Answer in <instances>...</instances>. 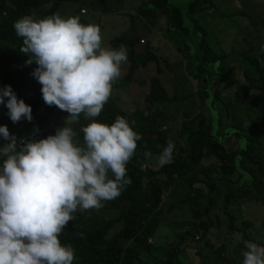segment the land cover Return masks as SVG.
Wrapping results in <instances>:
<instances>
[{"label":"trees","instance_id":"obj_1","mask_svg":"<svg viewBox=\"0 0 264 264\" xmlns=\"http://www.w3.org/2000/svg\"><path fill=\"white\" fill-rule=\"evenodd\" d=\"M78 1L60 0L61 3L77 5L75 9L80 13L84 3L79 4ZM98 1L105 3V0ZM151 2H157L156 9L168 11L170 25L174 24L176 28L183 27L184 19L180 18L179 11L169 5L167 0H149V3L144 5L147 6ZM204 2L210 3L208 0ZM41 5V0H0V89L11 85L17 98L23 99L32 109L31 121L22 119L18 123H13L8 116L7 98L5 103L0 104V125L7 126L9 133L15 136L18 147L26 140L54 135L58 128L66 126L68 116V113L57 107H50L44 103L41 85L31 75L37 65L35 63L27 65L22 61L24 56L29 59V55L20 52L22 38L16 35L13 27L18 18L32 15L34 11H39ZM69 8L73 9L71 6ZM140 11L144 13V16L148 14L143 6ZM47 14L51 13L44 15ZM190 14H194V10L187 12L188 19H191ZM192 21L202 33H205L203 27L195 20ZM255 23L259 36L258 26L262 22ZM125 37L117 36L114 41H110L111 49H116L120 40H124ZM137 43L141 45L139 38L133 36L128 38L127 44L135 56L134 49ZM204 44V42L201 43L200 49H203ZM141 46L144 47V44ZM262 46L258 50H256L258 47H252L250 54L245 53V62L250 71L245 69L244 81L236 78V69L231 76L227 71L222 77V82L231 79L228 83L234 86L232 90L234 96L228 103L222 101L218 88L213 89L214 97L224 104L221 109L220 105L214 102L218 120L214 115L213 123L210 121L199 126L200 123L193 124L192 121L197 119L201 121L205 118L203 114H197L192 118L184 117V121L179 123L180 137L184 139L183 147L180 146L175 159L157 168L146 165L148 157L145 153L150 151L152 155L160 154L171 139L167 131L163 130V127L167 125L165 122H170L175 117L172 112L167 113L156 105L172 104L177 99L175 90L178 83L173 70H169V63L161 58L156 47H151L152 51L148 48L143 49L148 56L145 55L141 64L131 61L132 64L123 77H120L123 80H129V84L123 86L114 83L110 98L101 114L95 118L99 122L111 125L117 116H122L127 119L133 130L143 137L137 142L136 152L126 166L127 177L131 179V184L125 186L117 198L103 201V207L99 210L77 211L73 214L74 219L67 224L58 237L62 245L71 246L74 250L73 264H240L243 262L241 251L245 249L246 241L264 246V232L259 231L260 227L264 231V219L259 225L255 224L253 220L243 217L244 208H241L246 204L264 206V199L251 191L253 187H262L264 184V51H261ZM132 54L127 56L129 60H132ZM150 61H155L157 69L150 78L144 79L139 74V70ZM14 64H20L19 70L14 67ZM200 73L204 74L200 71L196 78H200ZM204 81L208 82L207 78H204ZM131 82H135V85H131ZM126 87L134 89L127 94L133 95L131 99L140 100L146 112L139 109L130 112L123 99L115 95L117 89ZM140 121L145 127L137 125ZM226 122L229 123L227 126H225ZM87 123L89 120L81 114L79 123L68 125L77 132L75 139L80 144L83 143V133L80 129ZM243 141L245 146H242ZM5 142L0 137V145ZM186 174L189 175L187 179L189 183L198 188L197 197L190 198L196 207L194 219L188 224H191L190 229L196 226L203 230L200 233L201 239H206L207 248L204 250L209 249L210 252L205 253L202 247L193 244L194 254L199 259L197 262L192 260L190 263L184 261L186 258H183L182 254L187 249H184L185 242L193 239L195 243L200 238H196L199 231L193 234L187 230L179 237L176 247H165L164 256L157 259L160 248L155 243L149 242V239H153L157 233L159 217L164 211L165 192L174 183L175 177ZM109 176L111 178V173ZM246 176L251 179L246 180ZM250 181L253 186L248 185ZM226 183H231L233 186ZM211 185L216 188L212 197H210L209 187ZM202 199L207 200V205L199 209L197 206ZM236 203L239 207H234ZM217 205L223 207V210L219 209L225 217L226 224L225 239H222V244L215 248V245L210 242L213 238L208 236L207 232L213 227L221 232L222 225L221 223L219 227L216 225L212 212L213 207ZM216 220L220 222L219 216ZM235 240L238 244L232 250L230 245ZM210 253L214 256L200 261L202 256Z\"/></svg>","mask_w":264,"mask_h":264},{"label":"clouds","instance_id":"obj_2","mask_svg":"<svg viewBox=\"0 0 264 264\" xmlns=\"http://www.w3.org/2000/svg\"><path fill=\"white\" fill-rule=\"evenodd\" d=\"M13 27L22 38L20 52L29 55L25 63L37 65L31 75L41 85L44 103L68 116L54 135L19 147L7 126L0 125L6 141L0 145V264H73L74 250L58 237L74 213L99 210L131 184L126 166L143 138L122 116L111 125L95 119L120 77L127 51L102 47L99 27L81 23L78 16L36 19L29 14ZM5 98L13 123L32 120L31 106L11 85L0 89V104ZM81 114L89 120L80 129L82 144L68 126L79 123ZM174 150L169 140L157 165L170 163ZM241 255L243 264H264V246L255 242L246 241Z\"/></svg>","mask_w":264,"mask_h":264},{"label":"rangeland","instance_id":"obj_3","mask_svg":"<svg viewBox=\"0 0 264 264\" xmlns=\"http://www.w3.org/2000/svg\"><path fill=\"white\" fill-rule=\"evenodd\" d=\"M145 1L146 0H105V3H100L98 0H86L85 3L92 9V14L89 16L92 20L91 24L99 27L100 32H103L104 39L109 38L110 41L111 39L114 41L117 36H126L124 40H120L117 46H123L128 56L132 54L127 44L128 38L130 36L137 38L138 34H145L150 38V46L157 48V53L162 59H165L169 63V70H173L178 83L175 90L177 99L170 105H156L167 113L172 112L175 117L171 120H175L171 124V121L165 122V124L168 125L165 131H167L168 136L171 138L170 140L174 142L176 148L175 152H173V160L177 157L180 146L183 147L184 139L180 137L181 126L179 123L184 121V117L192 118L197 114H203L205 117L202 119L204 120L203 125L210 121L213 123L214 115L217 116L218 120V115L214 110V102L218 106L220 105L219 108L221 109H223L222 105L224 106V104L214 97L213 89L218 88L221 92L220 96L222 101L228 103L234 96L232 93L234 86L228 83L231 79L222 82V77L227 71H229V76H231L232 72L236 69V78L241 81L245 80V69L250 71L245 62V53L250 54V49L252 47H258L256 49L258 50L264 41V0H208L210 2L209 4H206L204 0H167L169 5L174 6L179 11L181 18L184 19L183 27L176 28L174 24L170 25V23L165 26H159L158 24L153 32H148L143 27H136L139 24L137 22V12H139V14L141 13L140 9L142 6L148 13L146 15L148 19L154 22L158 19V9H156L157 2H151V4L146 6L143 4ZM78 3L83 4L84 2L79 0ZM66 5L68 4H64L63 6ZM190 10H194V14H190L191 19L195 20L203 27L205 33H202L200 29L194 25V22L186 17L187 12ZM69 12H72L70 8ZM38 13L39 18H41L42 13L39 11H34L32 15L35 16ZM164 13L168 14V11L165 10ZM131 14L136 16L132 17ZM257 21L262 22L258 26L259 36L255 29V22ZM127 34H129V37ZM202 42L205 44L203 49H200ZM140 54L148 56V53L144 51L137 52V56L132 54V60L127 58V61L121 64L120 72L122 71L125 73L130 64H132L131 61L141 64L144 58L140 59ZM23 59L22 61H24V63L28 60L26 56H24ZM150 62L147 68L152 64L155 65V69H157L155 61ZM233 66L235 68H232ZM14 67L18 69L20 68V64H14ZM200 71H203L204 74L202 75L200 73V78H196L198 76L197 73ZM204 78H207L208 82H205ZM146 81L147 80L144 82ZM123 83L129 84V80H123ZM132 97L133 95L127 94L122 98L129 107L130 112L138 109L146 112L147 110L140 100L131 99ZM201 121L197 119L192 121V123L197 124ZM228 124L229 123L226 122L225 126ZM137 125L139 127H145L144 123L141 121L137 123ZM158 155L159 154L152 155L148 158L146 165L154 168L159 167L156 163ZM246 165L248 166V163H246ZM195 168L197 169V167ZM249 168L251 169V165H249ZM188 176L189 175L186 174L181 177H175L174 183L165 192L166 199L164 200V211L159 217L160 224L155 237H153L154 242H151L155 243L156 246L160 248L157 259L164 256L166 248L176 247L179 237L187 230L193 234L199 231L196 234V238H200L195 243L193 239L185 242L184 249H187L182 254V257L186 258L184 261L190 263L192 260L197 262L199 259L198 256L194 254L193 244L202 247L205 253L208 251L210 252L209 249L204 250L207 247L206 239H201L200 232H203V230L196 226L190 229L191 224H188L194 219L196 207L191 202L190 198L194 199L198 195V188L189 183L187 180L189 178ZM245 179L250 180L251 178L246 176ZM252 184V181H250V183L248 182V185L253 186ZM164 189H166L165 185ZM251 191L252 193H257L258 196L264 199V184L262 187H253ZM206 205L207 200L202 199L197 207L203 209ZM234 207H239V204L236 203ZM219 208L222 209L223 207L217 205L213 207L212 212L214 213L213 216L216 225L218 227L220 223L222 225L221 232H219V229L216 227L211 228V230L207 232V235L213 238L210 242L215 245V248L222 244V239H225L226 220ZM241 208H244V210H242L243 217L253 220L255 224L257 223L259 225L264 219V206H259V204H246L242 205ZM218 216L220 222L216 220ZM207 217H209V215H207ZM259 231L261 233L264 232L262 227H260ZM237 244L238 241L235 240L230 245L231 249L234 250ZM189 245L190 247H188ZM197 246H195V248ZM213 256V253L202 256L200 261L208 260ZM240 264H243V262Z\"/></svg>","mask_w":264,"mask_h":264},{"label":"crops","instance_id":"obj_4","mask_svg":"<svg viewBox=\"0 0 264 264\" xmlns=\"http://www.w3.org/2000/svg\"><path fill=\"white\" fill-rule=\"evenodd\" d=\"M42 1V5L40 6L39 8V11L42 12V16L41 18H44V17H47V16H50V15H53V14H59L60 16L62 17H69V16H78L80 18V22L83 23V24H91L92 23V20L91 18H89L90 14H92V9L90 6H88L85 1L86 0H80L81 2H84L85 4L81 7V9H86L88 11V13L86 15H82L81 13H78V11L75 9L77 7V5H71V7L73 9L72 12H69V7L70 5H66V6H63L64 4L66 3H61L60 0H41ZM57 2V3H56ZM79 2V1H78ZM75 3V1H74ZM77 3V2H76ZM145 3H149V0H146L143 4ZM157 6V5H156ZM45 10V11H43ZM165 10H160L158 9L157 10V14H158V19L156 20V22H154L153 20H150L148 19L146 16H144V13H140L138 14L137 16V22L139 23L136 27L139 28V27H143L145 30H147L148 32H153L155 31L157 25L159 24V26L163 25H168L169 23V18H168V14H165L164 13ZM45 13H51V14H47V15H44ZM132 17L133 16H136L134 14H131ZM36 16V19H39V13L35 15ZM34 16V18H35ZM181 18V16H180ZM101 33V36H102V47L104 48H112L111 44H110V40L109 38L108 39H104V35H103V32H100ZM129 36V34H128ZM139 38V42L141 40H144L145 42L144 43H141V45L144 44V47L141 46L140 44H136L135 46V54L137 56V52L139 51H143V49H151V46L149 44V41H150V38L149 36L145 35V34H138V37ZM113 39H111L112 41ZM154 47V46H153ZM120 46L116 47V49H119ZM139 58L142 59V58H145V55L143 54H140L139 55ZM151 63V62H150ZM150 63L148 62L146 66H143L140 68L139 70V74L144 78V79H148L150 78L154 72L156 71L155 69V65H152L149 66L147 68L148 65H150ZM148 69V70H147ZM124 73H120V77H123ZM118 78L117 80H115L113 82L114 83H118L120 85H123V86H126V84L123 83V79L121 78ZM117 81V82H116ZM131 85H135V82H131ZM114 86V85H112ZM134 91L133 88H123V89H117L115 91V95L119 96L122 100V97L127 95L128 91ZM126 99V98H125Z\"/></svg>","mask_w":264,"mask_h":264},{"label":"built area","instance_id":"obj_5","mask_svg":"<svg viewBox=\"0 0 264 264\" xmlns=\"http://www.w3.org/2000/svg\"><path fill=\"white\" fill-rule=\"evenodd\" d=\"M80 13L82 14V15H86L87 13H88V11L84 8V9H82L81 11H80ZM141 43H144L145 41L144 40H141L140 41ZM165 128H167V125H165L164 127H163V130L165 131ZM149 242H154L153 241V239H149Z\"/></svg>","mask_w":264,"mask_h":264},{"label":"water","instance_id":"obj_6","mask_svg":"<svg viewBox=\"0 0 264 264\" xmlns=\"http://www.w3.org/2000/svg\"><path fill=\"white\" fill-rule=\"evenodd\" d=\"M203 123H204V120H202V121L200 122L199 126H202ZM242 146H245V142H244V141H243V143H242ZM243 148H244V147H243ZM211 191H212V193L215 192V186H214V185H212V187H211Z\"/></svg>","mask_w":264,"mask_h":264},{"label":"flooded vegetation","instance_id":"obj_7","mask_svg":"<svg viewBox=\"0 0 264 264\" xmlns=\"http://www.w3.org/2000/svg\"><path fill=\"white\" fill-rule=\"evenodd\" d=\"M212 111H213V110H212ZM209 187H210V190H211V187H212V185H211V186H209ZM212 194H213V193H212V191H211L210 197H212Z\"/></svg>","mask_w":264,"mask_h":264}]
</instances>
